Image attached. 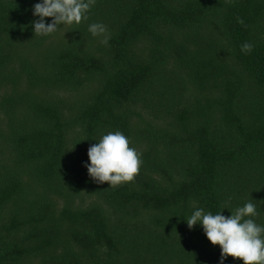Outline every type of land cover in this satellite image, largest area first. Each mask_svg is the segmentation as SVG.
Masks as SVG:
<instances>
[{"label": "trees", "instance_id": "trees-1", "mask_svg": "<svg viewBox=\"0 0 264 264\" xmlns=\"http://www.w3.org/2000/svg\"><path fill=\"white\" fill-rule=\"evenodd\" d=\"M38 2L0 0V264H219L186 219L264 225V0H95L46 36ZM117 130L142 163L109 187L84 165Z\"/></svg>", "mask_w": 264, "mask_h": 264}, {"label": "clouds", "instance_id": "clouds-1", "mask_svg": "<svg viewBox=\"0 0 264 264\" xmlns=\"http://www.w3.org/2000/svg\"><path fill=\"white\" fill-rule=\"evenodd\" d=\"M95 0H39L32 7V21L35 35H49L61 26L78 25L88 19V12ZM51 17L46 23L45 18ZM88 31L93 36H102V43L107 44L109 35L103 23H91ZM254 45L244 42L242 53L248 54ZM89 162H85L90 178L102 184L108 182L109 187H116L134 180L140 165V153L130 147L129 138L121 131L108 132L102 135L98 143L88 148ZM230 216L222 212L212 214L203 208H195L186 219L190 229L199 224L213 245L221 249L219 264H224L229 256L238 258L243 264H264V225L256 223L253 217L258 215L256 205L245 202L237 207Z\"/></svg>", "mask_w": 264, "mask_h": 264}]
</instances>
